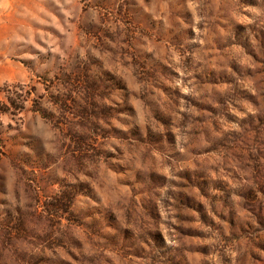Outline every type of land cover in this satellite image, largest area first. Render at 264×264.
<instances>
[{
	"label": "rangeland",
	"instance_id": "1",
	"mask_svg": "<svg viewBox=\"0 0 264 264\" xmlns=\"http://www.w3.org/2000/svg\"><path fill=\"white\" fill-rule=\"evenodd\" d=\"M8 95L0 264H264V0H0Z\"/></svg>",
	"mask_w": 264,
	"mask_h": 264
},
{
	"label": "trees",
	"instance_id": "2",
	"mask_svg": "<svg viewBox=\"0 0 264 264\" xmlns=\"http://www.w3.org/2000/svg\"><path fill=\"white\" fill-rule=\"evenodd\" d=\"M15 90L13 89H6V92L11 94L13 93ZM21 102L23 104L24 99H21ZM1 105H0V116L3 114L6 115H14L17 114L19 112H22L21 110L23 109V105L21 106H16L13 103L12 97H10L9 95L6 98V101H0ZM13 110V111H11ZM1 121H0V128H1ZM1 131H0V160L2 159V157L6 154V150H5V146L3 145V140L1 138Z\"/></svg>",
	"mask_w": 264,
	"mask_h": 264
}]
</instances>
